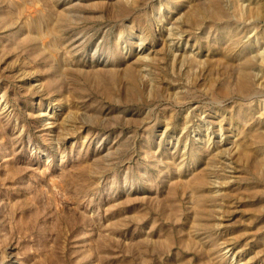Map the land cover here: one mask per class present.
Returning a JSON list of instances; mask_svg holds the SVG:
<instances>
[{"label": "rangeland", "instance_id": "obj_1", "mask_svg": "<svg viewBox=\"0 0 264 264\" xmlns=\"http://www.w3.org/2000/svg\"><path fill=\"white\" fill-rule=\"evenodd\" d=\"M0 264H264V0H0Z\"/></svg>", "mask_w": 264, "mask_h": 264}]
</instances>
